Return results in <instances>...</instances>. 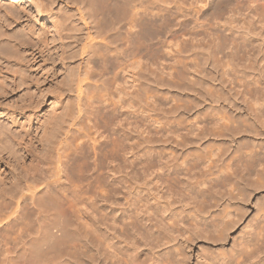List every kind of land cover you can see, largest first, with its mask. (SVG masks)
Here are the masks:
<instances>
[{"label": "rangeland", "instance_id": "374dc122", "mask_svg": "<svg viewBox=\"0 0 264 264\" xmlns=\"http://www.w3.org/2000/svg\"><path fill=\"white\" fill-rule=\"evenodd\" d=\"M35 3L43 9L42 14L33 8L37 6ZM250 5L255 8L252 12L250 11ZM63 6H65V3L62 0H54L53 3L50 0H0V200H13L12 196L19 191L18 183L33 174L52 175L57 170L56 155L59 148H61L63 154H70L71 179L74 181L71 185H80L78 187L79 194L74 196L69 193L70 191L64 193V191L59 192L55 189L51 195L43 199L42 216L38 214L37 208L32 207L31 204L28 205L29 207L26 209L27 220L32 221L34 227L38 228V220H36L38 215L43 217L40 218L42 220L45 218V223L51 224L50 226L53 228L48 227L50 229L63 228L64 230H73L72 232L76 234L79 231L77 235H81L80 237L84 242L81 243L79 239H74L75 242L74 240L73 242L84 244L83 252L80 255L81 260L80 258L68 257H63L61 260H63V264H90L85 252L88 250L87 242L90 244L88 233L91 221L90 217L87 216L89 213L85 212L84 208L78 204V196L81 194L80 197H82L79 200L84 199L86 201L89 195L90 182L94 180L93 177L103 175L105 169L103 165L99 168L100 170L94 167L93 154L87 147L78 158H73V151L75 144H82L85 140L88 141V138L84 136L85 132L92 131L88 130L89 125L93 122L89 118L90 108L88 103L90 102V96L98 95L103 102L104 99L111 102V98L113 101L117 100L119 91H122L123 95L128 97L130 88L123 77L115 81L113 72L99 63H92V67L89 69V80L83 86L84 92L79 97V91L76 89L75 83V73L78 72L80 64L79 56L74 54L71 57L70 51L64 46L66 37L61 36L59 31L57 32V25L51 20L53 14L57 13L56 17L59 16L60 8ZM155 6L154 10L156 9L157 15L155 34L152 35L153 37H148V34H145L146 32L139 35V45L143 43L144 46H140L139 57H142V60L140 59L142 62L138 68L136 81L138 95L142 97L136 103V107L141 112V119L144 116L151 115L157 117L160 125L173 126L183 119V121L195 119L198 114L202 115L204 111H211L212 108L219 115L225 113L227 117H232L237 121H241V118L244 117L249 118L250 112L245 101L241 97H236L234 90L231 91L229 77L227 74L224 75L223 71L226 68L229 71L232 70L230 73L233 74L235 70H243L246 71L247 75L249 74L248 76L258 77L264 81V73H262L264 72V26H262L264 25V0H168L167 3L163 0H156ZM165 9H169V12H167L168 10L166 12L159 11H165ZM227 37L228 39L231 37L230 42L226 39ZM110 41H115V43L117 41L118 43L119 40L114 38ZM231 43L243 49H238L239 56H233ZM116 44H113V47ZM119 44L121 45L119 42L117 46ZM148 45L153 46V48L150 47L152 48L151 51H148ZM113 47H111V53L119 50L118 48L121 46L116 47L117 50ZM228 47L230 48L228 49ZM243 47L246 53H250L249 56L246 54L245 58H242L245 54ZM247 47L249 48L246 49ZM222 48L224 50H221ZM149 52H153L154 57L152 60L147 59L149 56H147V53L149 54ZM158 59L163 60L158 62L161 65L154 63L159 61ZM245 59H247L246 62H244ZM162 62L163 64L167 62L165 66H168L164 67ZM248 63H251L253 67L249 66ZM157 65L162 69L158 68ZM260 65H263L262 69H260ZM85 66L84 63L83 68ZM242 66L243 68H241ZM246 66L249 68H245ZM167 67L169 68L167 69ZM152 93L155 103L151 99H146L147 94L151 95ZM230 94L233 96L229 97ZM218 95L227 96L228 99L217 101ZM79 99L84 109L79 118L80 120L77 118ZM109 105L112 107V104ZM105 114V110H100L99 121L102 125L107 120ZM250 118L251 121L252 116ZM69 121L74 123L73 126L68 127L70 131L61 132L58 135L59 129L64 125L63 123ZM235 124L237 123L235 122ZM121 127L120 131L122 130L121 133H124L123 137L129 138L130 142H135L138 149L141 150L140 154H145L147 149L152 153L154 150H173L176 156L184 157L192 150L205 151L207 145H213L214 147H225L229 156L232 157L249 149L245 146V142L252 144L264 139L263 133L257 136L255 133L248 131L234 136L230 134L231 136L225 138L207 135L203 139H194L193 141L187 139L188 145H186V139H181L183 137L170 138L166 141L164 137L161 140L158 139L154 130L153 135L150 133V136L144 133L142 129L143 132L141 133V131H136L127 124ZM68 128L65 129L64 127L65 130H68ZM67 132L68 135L66 136ZM110 138L113 142L108 150L111 151L113 147L116 148L117 142L119 143L120 140L114 134H111ZM180 140L186 143L183 144V142H179ZM55 141L57 143H54ZM147 154L150 155V153ZM122 156L126 155L123 154ZM63 159H65V156ZM221 162L219 161L218 164ZM130 178H127L128 186L137 188L140 181L135 177L131 178L133 180H129ZM233 178V183L236 185L234 191L221 189L213 193L217 204L203 212L199 211L201 217L212 216L217 219L219 232H225L226 236L224 238H217L213 232L188 231L184 236H171L166 239L167 244L165 247L170 249L172 255L175 254L176 257L179 255L181 261L183 260L182 264H204L200 262L201 256L205 259L206 264L210 258L221 254L228 259L233 260L235 258L236 260L237 255L235 253L241 242L248 236L250 237L258 228L260 229V226H264V223H262L264 222V185L261 186L262 183L264 184V173L259 178L254 174L245 178L240 176H234ZM187 204H184L186 207L180 204L175 205V207L180 205L179 208L182 206L187 212L193 211L192 207ZM81 207L82 209H79ZM11 209H9L11 213L7 212L8 220L6 219L7 214L1 213L3 217L0 214L3 219L2 222L0 218V223H3L0 224V228L2 227V231L5 230L4 232L0 230V235L7 232L4 223H7L9 218L11 219L14 212ZM19 210L16 212L17 215L20 213ZM228 210H230L232 216L225 217ZM72 219L74 220L73 223ZM42 220L40 221L42 222ZM31 232L33 235L36 229ZM33 236H35V233ZM67 239L71 240L72 237L68 236V238L61 239L65 242L58 241L63 242L62 244H52V238L43 241L41 246L44 247L45 251L42 250L43 252H39L36 257H30V263L27 261V264H40L41 261L53 262L52 259L55 260L59 256H56L59 249L70 243ZM49 247L53 251L56 248L58 249L55 252L52 251L53 254L49 249L51 256L47 261L49 258L47 249ZM260 255H264V252ZM35 260L40 261L36 263ZM255 260L259 259H254L252 264ZM15 262L24 264L21 259H16ZM257 264H260V262Z\"/></svg>", "mask_w": 264, "mask_h": 264}, {"label": "bare ground", "instance_id": "6f19581e", "mask_svg": "<svg viewBox=\"0 0 264 264\" xmlns=\"http://www.w3.org/2000/svg\"><path fill=\"white\" fill-rule=\"evenodd\" d=\"M50 1L52 3L54 2V0ZM163 1L167 3L168 0ZM62 2L65 3V6L60 8L61 11H59L60 14L58 16L60 18L58 19V17H56L57 13H52L53 17L51 20L57 25V32L59 31L61 36L64 35L66 37V44L64 41L63 43L70 51L71 57L72 55L74 56V54L79 56V70L75 73V83L76 89L79 91V97L84 92L83 86L86 85L85 83L89 80V69L92 67V63H99L113 72L115 81L123 77L125 83L129 84L130 88L128 97L123 95L124 93L122 91H119L117 100L113 101L111 98V102H109L108 99H104L103 102L98 95L90 96V102L88 103L90 108L89 118L93 122L91 125L88 124V130H92V134L95 135L93 136L91 132L87 130L88 132H85L84 136L88 138V141L85 140L82 144H75L73 151V158H78L82 155L85 147H87L93 154L94 167L99 169L103 165L105 169L103 175L96 178L93 177L94 180L90 182L87 200H79L82 197H80L81 194L78 196L79 198L77 197L78 204L84 208L85 212L89 213L87 216L90 217L91 221L88 233L90 244L88 242L86 244L88 250L85 252L87 253L85 255H87L90 264H182L183 260L181 261L179 255H177L178 257H176L175 254L172 255L170 249L165 247L167 244L166 239L171 236H184L188 231L213 232L217 238H224V236H226L225 232H219V222L215 217H201L200 212L217 204L213 193L221 189H226L230 192L236 189V185L233 183L234 176L245 178L254 174L259 178L264 173V139L252 144L245 142V146L249 147V149H246L247 151H241L239 154L232 157L229 156L225 147H214L213 145H207L205 151L199 150L198 148V150H192L184 157L176 156L173 150H154L152 153L147 149V151L145 150V154H140L141 150L138 149V145L135 142H130L131 140H129V138H124V133H121L122 130L120 131V127L127 124L136 131H141L142 129L144 133L150 136L154 130L158 139L161 140L164 137L166 141L170 138L175 139L176 137H183L181 139H186L185 141L187 142V139H192L193 141L194 139H203L207 135L225 138L230 134L234 136L248 131L253 134L255 133L257 136L262 133L264 135V81L254 76H251V78L248 76L249 74L247 75L246 71L243 70H235L233 74L230 73L232 70L229 71L226 68L223 71L224 75L227 74L229 77L228 80L231 85V91L234 90V95L243 98L245 101L247 109L250 112V117L252 116L251 121L249 120L251 119L250 117H244L241 118V121H237L232 117H227L225 113L219 115L213 111V108L211 111H204L202 115L198 114L195 119L183 121L184 119L182 118L183 120L181 122L174 123L175 125L173 126H162L157 117L155 118V116L151 115L144 116L141 119L140 109L136 107V103L142 98L138 95V90L136 88L138 68L142 62V57H139V52L140 46L143 43L139 45V35L146 32L145 34H148V37H153L152 35L156 32L157 15L155 12L156 9L154 10L156 7V0H62ZM30 3L32 4V2ZM35 5L37 4L35 3ZM40 7V5H37L33 8H35V11L38 13L42 14L43 9ZM253 8L254 6H251V12L255 9ZM166 10L169 12V9L159 11L166 12ZM158 14L160 15L159 12ZM163 22L165 23V20ZM113 37L119 40L118 43H121V45L119 44L121 47L117 46V41V44L115 41H110L114 39ZM109 38L111 39L109 40ZM42 39L44 40V38ZM226 39L229 41L231 37H229V39L227 37ZM239 40L238 43L240 42ZM113 44H116L114 47H119V50L116 48L117 51L111 53ZM231 44L233 56H239L240 52L238 49L241 50L242 48L240 46L239 48L238 45H234V43ZM150 47L153 48L152 45L149 46L148 51L152 50ZM229 48L230 47H228V49ZM248 48L249 47L246 49ZM221 50H224V48ZM243 52H245V48ZM152 53H147V56L149 55L147 59H153L154 55ZM169 54L171 53L169 52ZM246 54L249 56L250 53L248 54V52H245L244 57H242V55L241 57L245 58ZM160 59L154 63L157 64L164 60V58H162L163 60ZM246 60L247 59H245L244 62H246ZM84 63L86 66L83 68ZM159 64L160 63H158V65ZM165 64L162 62L164 67L168 66H165ZM248 64L251 66V63ZM158 65L157 67L161 68ZM262 66L260 69H262ZM247 67L248 66L245 68ZM168 68L169 67H167V69ZM241 68H243V66ZM163 69L165 70V68ZM232 96L231 94L229 95V97ZM146 99H151L154 103L156 102L153 100V93L151 95L147 94ZM227 99V96L218 95L216 100L220 101ZM100 103L102 105H99ZM109 104H112V107ZM101 107L105 110L107 119L105 120L106 122L104 121L105 123L103 125L100 124L99 121L100 110H102ZM238 108H240V106H238ZM83 110V104L79 99L78 119L81 117ZM69 122L63 123L64 125L59 129L58 135L61 132L70 131V125L73 126L74 123L73 121ZM235 122L237 124H235ZM170 124L172 125L173 123L171 122ZM64 127L65 129L66 127L69 128L65 130ZM143 131H141V133ZM111 134L118 136L120 141L119 143L116 141V148L114 149L113 147L110 151L108 148H110L113 142H111V138L113 137L109 139ZM185 141L180 140L179 142H183L184 144ZM116 142L114 143L116 144ZM54 143H57V141ZM186 145H188V142ZM147 153H150V155ZM123 154L126 156L123 157ZM64 156L65 159H63ZM70 160V154H63V151L61 152V148H59L56 155L57 170L53 173L54 177L53 174H45L44 176L33 174L24 181L18 183L19 191L12 196L13 200H0V214H7L6 219L10 212L9 209L12 208L11 210L14 211L11 219L9 218V221L4 223L6 226L4 228L7 232H5L4 235H0V257H2L1 259L3 261L0 260L1 264H16L18 262H15L16 259H21V261H24V264H27V261L31 259L30 257H36L39 252L42 253L45 251L44 247L41 246L43 241L52 238V244H59L60 242L58 241H63L61 239L64 237L68 238V236L72 237L71 240L67 239L70 241L68 245L61 247L57 244L61 247L56 255L59 256L55 260L52 259L53 262L48 261L51 256L49 252L51 247H49L47 249L49 252V254H47L49 256L47 259L48 262L41 261L40 264H63V260H61L63 257L74 259H79L81 257L80 255L83 252L82 249L84 244L74 243V239L81 240V243L84 242L82 237H80L81 235H77L79 231L76 234L72 232L73 230L69 231L63 228L53 230V227L50 226L51 224L48 222L45 223V218L42 220L40 218L43 217H39L38 215V219H36L38 220L37 228L34 227L32 221L30 222L27 220L28 215L26 214V209L29 207L28 205L31 204L32 207L37 208L38 214L42 216L41 208L44 203L43 199L51 195L52 191L55 189L59 192L64 191V193L70 191L69 193L74 196L79 194L80 191L78 187L80 185H71L74 181L71 179ZM219 161L222 162L218 164ZM128 177H135V179L139 180V186L137 188L129 187L127 184ZM131 178L129 180H133ZM263 185L262 183L261 186ZM185 203H188L187 205H190L193 211L187 212V210L183 209L182 206L186 207L184 205ZM15 204L16 206H14ZM178 204L182 205L181 208H179L180 205L175 207V205ZM82 207L79 209H82ZM18 209H20L19 215L16 213ZM231 214L230 210H228L225 217L232 216ZM40 220H42V222ZM71 221L73 223L74 220L72 219ZM48 227L52 228L50 229ZM35 229V236H33L34 233L32 235L31 231ZM0 230L2 231V227ZM63 242H65V240ZM238 247L239 249L235 253V255H237L236 260L235 258L233 260L228 259L221 254L220 256L210 258L206 264H252L254 259H259L257 261L255 260L254 264L258 262L264 264V255H260L264 252V226H260V229L258 228L250 237L248 236V238H245ZM57 249L58 248L54 249V251L50 249L51 253L52 251L55 252ZM200 260L201 263L203 262L205 264L203 256L200 257ZM37 261L35 260L36 263H39L40 260Z\"/></svg>", "mask_w": 264, "mask_h": 264}]
</instances>
